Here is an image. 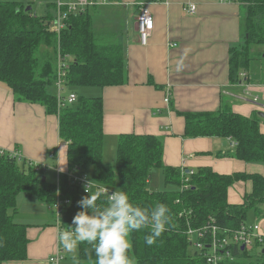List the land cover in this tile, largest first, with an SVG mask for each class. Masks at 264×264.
Here are the masks:
<instances>
[{
    "label": "trees",
    "instance_id": "1",
    "mask_svg": "<svg viewBox=\"0 0 264 264\" xmlns=\"http://www.w3.org/2000/svg\"><path fill=\"white\" fill-rule=\"evenodd\" d=\"M231 1L248 6L246 44L244 48L232 49L230 59L229 81L239 84L246 81L241 80V75L250 70L256 58L252 46L264 47V0ZM92 8L71 14L66 28L57 35L52 29L53 16H32L21 4L0 2V82L18 100L41 104L50 115H58L55 81L60 58H72L70 63L63 62L67 65L65 93L68 89L124 85L122 41L112 34L95 33ZM44 48L53 50L55 57L57 53V66L52 60L42 62L40 52ZM180 115L186 121L185 138L232 139L236 146L231 156L248 164L264 165V132L261 131L264 118L259 113L246 117L235 113L225 101L217 111ZM58 116L60 139L68 145L69 173L77 169L88 173L92 167V181L125 191L134 205L151 210L162 203L168 208L170 223L155 244L145 243L148 228L131 234V254L138 264H206L188 241L189 223L201 227L214 218L221 228L235 231L250 223V214L264 219V176L245 172L221 175L204 167L188 175L189 188L183 190L185 170L164 164L163 142L156 136H120L116 162H104L103 97L78 96L77 102L62 107ZM21 161L9 154L0 155V264L28 258V226L14 222L11 214L17 208L18 196L24 193L50 205L56 199L57 185L43 181L42 171ZM154 170L163 172L166 185L180 186V189L151 190L149 182ZM69 173L59 178L60 191L71 202L63 220L64 229L81 210L77 202L84 197L81 186L71 184ZM239 183H251L252 191L245 195L242 204H232L229 190ZM97 204L103 208L106 198L99 199ZM88 247L81 244L77 254L81 261L94 262V257L89 260L85 255ZM256 249L261 251L253 255L236 252V261L232 264H264V243Z\"/></svg>",
    "mask_w": 264,
    "mask_h": 264
},
{
    "label": "crops",
    "instance_id": "2",
    "mask_svg": "<svg viewBox=\"0 0 264 264\" xmlns=\"http://www.w3.org/2000/svg\"><path fill=\"white\" fill-rule=\"evenodd\" d=\"M0 2L21 4L32 16H53L56 21L61 5L78 0ZM140 3L148 5L154 19V32L147 46L141 45L137 29ZM187 4L196 5L195 14L185 12ZM92 15L94 31L96 18L100 26L95 33L112 34L122 41L126 81L124 85L104 89L80 88L81 95L77 90H68L78 96L103 97L106 164L116 162L120 136L152 135L163 142L164 164L185 170L184 173L210 167L221 175L245 172L264 176V165L248 164L231 156L235 151L232 139L185 138L186 121L180 115L217 111L225 101L235 113L246 117L260 113L252 98L258 97L259 104L264 106V50L252 46L256 58L250 70L242 73L247 76L245 82L229 81L231 51L244 48L247 40L246 4L231 0H165L159 4L152 0H113L92 8ZM246 88L252 97L243 100ZM168 95L170 102L166 103ZM261 131L264 132V121ZM0 149L15 152L22 161L41 168V176L50 184L57 185L60 175L69 172L68 145L60 139L59 116L48 114L41 104L18 100L2 82ZM90 172L87 174L91 177ZM156 175L159 178L158 172ZM153 183L152 177L149 185ZM251 191V183L236 184L229 190V202L242 204ZM11 214L14 222L28 226V258L4 264H52L50 258L62 248L50 204L20 194ZM252 217L250 223H256L258 218ZM258 224L264 232V219H259ZM63 252L64 258L58 264H71V254Z\"/></svg>",
    "mask_w": 264,
    "mask_h": 264
},
{
    "label": "built area",
    "instance_id": "3",
    "mask_svg": "<svg viewBox=\"0 0 264 264\" xmlns=\"http://www.w3.org/2000/svg\"><path fill=\"white\" fill-rule=\"evenodd\" d=\"M112 2L113 0H78V2L75 4H70L68 6L61 5L59 7L57 19L53 22L52 29L55 33H57V35H60L66 28V21L71 14L83 12L86 9L95 7L97 5L111 4ZM152 2L159 4L165 2V0H152ZM138 6L139 14L136 17V22L137 29L139 31V40L141 45L147 46L154 32V19L146 3H140ZM184 10L185 12L193 15L196 13L197 7L195 4H187V6L184 7ZM65 60V58H60L59 72L55 83L58 115L61 113L62 107L66 105H73L78 100V95L76 93H70L68 95L64 94L67 78V71L65 70L67 65L63 63ZM246 78V74L241 75L242 81H245ZM244 92L245 93L242 96L243 100H245V98L252 97L248 88H246ZM252 100L256 105L259 106V112L264 113V106L259 104V98L253 97ZM165 102H170L169 95L166 97ZM235 146L236 144L233 143L232 147L235 148ZM7 154L22 160L15 152L8 153L5 150L0 149V155L4 156ZM37 169L38 171L41 170V168ZM190 174H193V172L188 171V173L186 172L185 175H183V190H187L189 188ZM69 176L71 184L81 186L82 195H88V193H86L84 190V185L88 181H92V179L87 174V172L77 169L75 172L69 173ZM97 185L99 187L108 189L110 193L115 191L109 187L101 186L99 184ZM70 205V200L65 199L60 191L59 182L57 184L55 202L50 205L51 210L55 214V220L59 230L64 229L62 224L63 220L65 219L67 209ZM186 234L191 247L205 260L206 264H232L236 261V252H248L249 254L253 255L257 250L256 248L260 247V244L264 243V232L258 223H245L239 230L232 231L221 228L214 218H210L209 221L201 227H194L191 223H189ZM243 247L244 249H242ZM62 252L63 250L60 249V251L55 256L51 257L49 260L50 263L58 264L64 258L62 256Z\"/></svg>",
    "mask_w": 264,
    "mask_h": 264
},
{
    "label": "clouds",
    "instance_id": "4",
    "mask_svg": "<svg viewBox=\"0 0 264 264\" xmlns=\"http://www.w3.org/2000/svg\"><path fill=\"white\" fill-rule=\"evenodd\" d=\"M84 190L88 195L77 202L81 210L57 237L62 250L71 254V264H82L77 254L81 244L90 246L85 248V255L89 260L94 257V264H138L131 254V234L150 229L144 240L152 246L170 223L169 210L162 203L149 210L134 205L125 191L110 193L94 181H88ZM101 198H106L103 208L97 204Z\"/></svg>",
    "mask_w": 264,
    "mask_h": 264
},
{
    "label": "rangeland",
    "instance_id": "5",
    "mask_svg": "<svg viewBox=\"0 0 264 264\" xmlns=\"http://www.w3.org/2000/svg\"><path fill=\"white\" fill-rule=\"evenodd\" d=\"M99 27L100 26H98V24H97V18H96V25L94 27L96 32H97V30H98ZM255 47H257V46H255ZM258 50H264V47H259ZM258 57H261V56L258 55ZM40 58H42L41 60H42L43 63H45V61L52 60V61H54L55 65L57 66V60H58L57 53H56V57H55V53L51 49H46V48L42 49L41 52H40ZM71 61H72V58H68V59L65 60V63H70ZM77 91L79 92V89H77ZM51 92H54V89H51ZM68 92H70V91L69 90H66V93L64 92V94L67 95ZM79 94L81 95V91L79 92ZM263 121H264V119H263ZM91 169H92V167L89 168V172H90ZM156 172H158L160 174L159 175V178H158V175H156ZM41 175H40V177H42ZM49 176L51 177V175H49ZM43 178H44V176H43ZM153 180H154V183L151 184V185H149V188L150 189H155V191H164V190L165 191H176V190H179L180 189V186L166 185L165 182H164V177H163L162 171L154 170L153 171ZM157 184H158V186H157ZM21 194H24V193H21ZM17 200H18V198H17ZM252 216H253L252 214L249 215V217H251V219L253 220V217ZM255 222L258 223L259 222V219L256 220ZM260 223H261V221H260ZM260 251L257 250L256 253L257 252H260ZM84 264H94V262H90V263L87 262V263H84Z\"/></svg>",
    "mask_w": 264,
    "mask_h": 264
},
{
    "label": "water",
    "instance_id": "6",
    "mask_svg": "<svg viewBox=\"0 0 264 264\" xmlns=\"http://www.w3.org/2000/svg\"><path fill=\"white\" fill-rule=\"evenodd\" d=\"M259 116H261L262 118H264V113H259ZM188 173V172H187ZM43 181H46V178H43ZM242 249H244V247L242 248Z\"/></svg>",
    "mask_w": 264,
    "mask_h": 264
}]
</instances>
